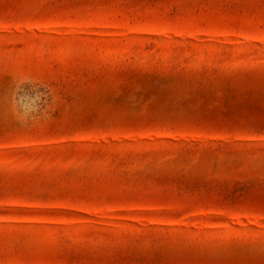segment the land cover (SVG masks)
Wrapping results in <instances>:
<instances>
[{
  "label": "rangeland",
  "instance_id": "obj_1",
  "mask_svg": "<svg viewBox=\"0 0 264 264\" xmlns=\"http://www.w3.org/2000/svg\"><path fill=\"white\" fill-rule=\"evenodd\" d=\"M0 264H264V0H0Z\"/></svg>",
  "mask_w": 264,
  "mask_h": 264
}]
</instances>
